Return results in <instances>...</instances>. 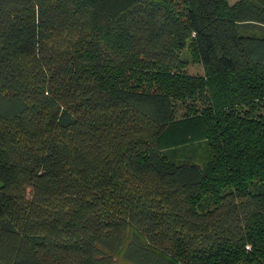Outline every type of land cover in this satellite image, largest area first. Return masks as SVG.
<instances>
[{
  "label": "trees",
  "instance_id": "1",
  "mask_svg": "<svg viewBox=\"0 0 264 264\" xmlns=\"http://www.w3.org/2000/svg\"><path fill=\"white\" fill-rule=\"evenodd\" d=\"M0 264H264V0H0Z\"/></svg>",
  "mask_w": 264,
  "mask_h": 264
},
{
  "label": "rangeland",
  "instance_id": "2",
  "mask_svg": "<svg viewBox=\"0 0 264 264\" xmlns=\"http://www.w3.org/2000/svg\"><path fill=\"white\" fill-rule=\"evenodd\" d=\"M227 1L229 4H234L238 0H227ZM181 58L183 60H186L188 63V66L186 67L187 73L192 74V75H199V74L201 75L202 74L201 67L196 62H193L190 53L186 49L183 52H181ZM183 113H184V108L178 109L177 113H176V118H180ZM202 145L203 144L198 143V142L192 143L187 148H185V149L182 148L183 149L182 151H179V149L177 150L178 152H176V150L174 152L172 150H169V154L171 156H174V155L180 156V154L183 155V153H186V154L191 153L193 155L192 159L197 161L199 164H201V166H204L205 161H206L205 155L207 153L204 151V148Z\"/></svg>",
  "mask_w": 264,
  "mask_h": 264
}]
</instances>
